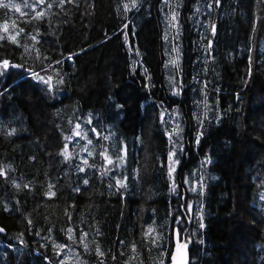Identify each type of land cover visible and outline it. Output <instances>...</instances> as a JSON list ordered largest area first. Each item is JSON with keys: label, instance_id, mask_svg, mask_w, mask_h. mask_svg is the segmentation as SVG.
Masks as SVG:
<instances>
[{"label": "trees", "instance_id": "16d2710c", "mask_svg": "<svg viewBox=\"0 0 264 264\" xmlns=\"http://www.w3.org/2000/svg\"><path fill=\"white\" fill-rule=\"evenodd\" d=\"M2 3L0 264H264V0Z\"/></svg>", "mask_w": 264, "mask_h": 264}, {"label": "snow or ice", "instance_id": "6c2138e0", "mask_svg": "<svg viewBox=\"0 0 264 264\" xmlns=\"http://www.w3.org/2000/svg\"><path fill=\"white\" fill-rule=\"evenodd\" d=\"M217 3H219V0H217ZM0 6L8 7V5L2 3V0H0ZM133 6H135V0H133ZM14 7H15V6H14ZM125 7L127 8V5H125ZM19 10H20V9H19L18 7H16V11H19ZM41 15H42V13H38V14H37V18H38L39 16H41ZM173 20H175V16H173ZM3 31H4V32H7V31H8V25H7V24L3 25ZM0 39H4V37H3V36H0ZM15 39H16L15 36H12V37H11V40H12L13 42H15ZM33 39H35V37H33ZM9 66H10V65H9V61H7V60H5V61H0V69L7 70V68H8ZM11 66H12V67H21V66H18V65H11ZM0 74H2V72H0ZM32 75H33L34 77H36L38 80H40L42 83L47 84L48 87H49V90H50V91L52 90V87H53V85H52L53 77L49 76L47 79H44V77H41V76H39L37 73H34V72L32 73ZM57 83H62V81H57ZM89 123H90V121H89ZM80 127H81V126H80L79 124H77V125L75 126V129H76V130H74V135H75V136H81L82 138H85V136H82L81 131H78V129H80ZM92 131H95V129H93ZM66 139H67V140H71L72 137H71V136H70V137H66ZM105 139H107V137H105ZM88 142L91 143V140H89ZM61 154L64 155V157H65L66 159H68V158L71 156V153L68 152L67 145H65V147H64V149H63V151H62ZM89 155H91V153H89ZM102 155L104 156V159L106 160V162H107L108 164H112V163H113V160L107 155L106 152H105V153H102ZM119 159H120V160H123V157H119ZM170 159H171V157H170ZM83 163H84L85 165H87V164H88V161H87V160H84ZM81 171H83V169H81ZM0 175H3V172H2V171H0ZM85 183H87V180H85ZM117 184L120 185V187H124V186H125V184L123 183V181H120V180L117 181ZM49 194H50V195H54V193H49ZM201 227H203V225H201ZM2 231H3V229H0V232H2ZM153 231H154V229H152V228H148L146 235H150ZM85 235H86V234H85ZM57 247H58V248H62L63 246L57 245ZM181 247L186 248L187 245H186V244H183V245H181ZM100 254L102 255V253H100ZM185 264H186V262H185Z\"/></svg>", "mask_w": 264, "mask_h": 264}, {"label": "water", "instance_id": "95a60500", "mask_svg": "<svg viewBox=\"0 0 264 264\" xmlns=\"http://www.w3.org/2000/svg\"><path fill=\"white\" fill-rule=\"evenodd\" d=\"M0 229H3L0 227ZM5 231L3 230L0 232V234H4ZM174 246L171 250V254L169 257V263L168 264H190V255L188 251L185 249L183 250L181 247V243L179 241L178 233L175 232V239H174Z\"/></svg>", "mask_w": 264, "mask_h": 264}, {"label": "rangeland", "instance_id": "374dc122", "mask_svg": "<svg viewBox=\"0 0 264 264\" xmlns=\"http://www.w3.org/2000/svg\"><path fill=\"white\" fill-rule=\"evenodd\" d=\"M14 21H15V19H13V24H14ZM14 28H15V25H14ZM174 169H175V166H174V164H172L171 163V168H170V170L171 171H174ZM183 195H184V192H183ZM184 205L187 207V209H188V211H189V213L191 212V209H192V203H189V201H187L186 199H185V201H184ZM175 232H177V229H176V231ZM182 235V234H181ZM186 235V232H183V237ZM182 245L184 244V243H182V242H180ZM182 249L183 250H185V248H183L182 247ZM73 262L74 263H78V264H80L81 262L78 260V261H75V259L73 260Z\"/></svg>", "mask_w": 264, "mask_h": 264}]
</instances>
